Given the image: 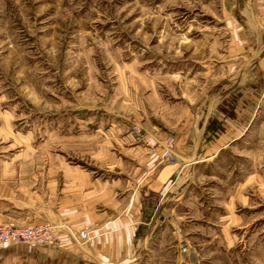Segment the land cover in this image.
Segmentation results:
<instances>
[{"label": "rangeland", "instance_id": "1", "mask_svg": "<svg viewBox=\"0 0 264 264\" xmlns=\"http://www.w3.org/2000/svg\"><path fill=\"white\" fill-rule=\"evenodd\" d=\"M241 11L236 0H0V96L6 97L0 99V168L18 157L23 180L34 184L48 153L84 167L105 147L124 152L117 139H176L186 85L192 94L216 80L191 58L215 62L212 45L227 40L226 20ZM175 153L176 166L162 161L179 167ZM229 154L203 165L205 173H219L228 184L235 178ZM184 209L181 202L178 210ZM5 211L21 218L0 203V216ZM184 223H176L177 237L151 241L132 264H251L241 242L222 250L191 230L197 224ZM53 230L57 243L56 225Z\"/></svg>", "mask_w": 264, "mask_h": 264}, {"label": "crops", "instance_id": "2", "mask_svg": "<svg viewBox=\"0 0 264 264\" xmlns=\"http://www.w3.org/2000/svg\"><path fill=\"white\" fill-rule=\"evenodd\" d=\"M236 1L242 11L226 20L227 40L212 45L215 62L191 58L216 80L192 94L186 85L175 139L181 165L162 161V139H117L124 152L105 147L91 154L89 166L48 153L41 181L31 184L16 167L18 157H11L6 169L0 168V203L21 218L5 211L0 223L50 221L59 241L48 246L0 243V264H132L151 241L177 237L179 221L197 224L191 230L215 240L222 250L241 242L252 255L251 264H264V0ZM203 45L210 48L209 42ZM193 69L194 64L187 75ZM211 121L215 127L207 131ZM227 153L233 159L229 175L235 178L224 184L219 173H205L202 167ZM80 229L91 237L83 244L70 234Z\"/></svg>", "mask_w": 264, "mask_h": 264}, {"label": "built area", "instance_id": "3", "mask_svg": "<svg viewBox=\"0 0 264 264\" xmlns=\"http://www.w3.org/2000/svg\"><path fill=\"white\" fill-rule=\"evenodd\" d=\"M133 131L140 134L142 129L139 125L135 124L133 125ZM162 143V160L170 165L177 164L178 159L175 153V139L173 137H166ZM54 226L55 225L51 222H36L34 224L20 226L0 225V243L38 242L52 245L57 241V235L53 230ZM70 234L81 243H86L91 239L87 229H80L77 231L70 230ZM187 250V248L184 249L185 252Z\"/></svg>", "mask_w": 264, "mask_h": 264}, {"label": "trees", "instance_id": "4", "mask_svg": "<svg viewBox=\"0 0 264 264\" xmlns=\"http://www.w3.org/2000/svg\"><path fill=\"white\" fill-rule=\"evenodd\" d=\"M210 123H211V122H209V124H208V126H207V131L210 130V128H211V127H210V126H211Z\"/></svg>", "mask_w": 264, "mask_h": 264}, {"label": "bare ground", "instance_id": "5", "mask_svg": "<svg viewBox=\"0 0 264 264\" xmlns=\"http://www.w3.org/2000/svg\"><path fill=\"white\" fill-rule=\"evenodd\" d=\"M177 164H175L174 166H176ZM173 167V166H172ZM81 243V242H80Z\"/></svg>", "mask_w": 264, "mask_h": 264}]
</instances>
